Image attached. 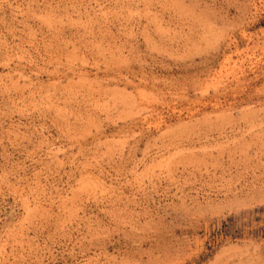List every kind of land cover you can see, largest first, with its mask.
<instances>
[{"label": "rangeland", "instance_id": "1", "mask_svg": "<svg viewBox=\"0 0 264 264\" xmlns=\"http://www.w3.org/2000/svg\"><path fill=\"white\" fill-rule=\"evenodd\" d=\"M260 208L264 0H0V264H264Z\"/></svg>", "mask_w": 264, "mask_h": 264}, {"label": "trees", "instance_id": "2", "mask_svg": "<svg viewBox=\"0 0 264 264\" xmlns=\"http://www.w3.org/2000/svg\"><path fill=\"white\" fill-rule=\"evenodd\" d=\"M253 223H256V226L259 223H263V226L252 227ZM247 227L251 228V230H249L250 233L256 235L264 233V209H255L249 212H243L236 217H229L221 223L217 230V234L219 236L236 238L237 236H241Z\"/></svg>", "mask_w": 264, "mask_h": 264}]
</instances>
